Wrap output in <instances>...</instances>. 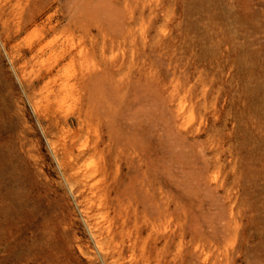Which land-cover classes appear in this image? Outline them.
Returning <instances> with one entry per match:
<instances>
[{"label":"rangeland","instance_id":"1","mask_svg":"<svg viewBox=\"0 0 264 264\" xmlns=\"http://www.w3.org/2000/svg\"><path fill=\"white\" fill-rule=\"evenodd\" d=\"M0 264H264V0H0Z\"/></svg>","mask_w":264,"mask_h":264}]
</instances>
